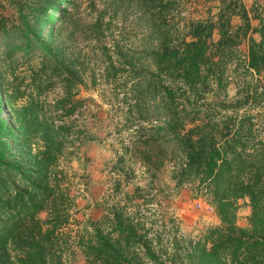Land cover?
Wrapping results in <instances>:
<instances>
[{"label":"trees","instance_id":"trees-1","mask_svg":"<svg viewBox=\"0 0 264 264\" xmlns=\"http://www.w3.org/2000/svg\"><path fill=\"white\" fill-rule=\"evenodd\" d=\"M70 1L0 0V264H264V0H99L67 16ZM130 9L151 38L142 53ZM82 88L143 101L139 124L154 138L153 156L137 153L152 180L123 190L118 155L119 198L85 221L70 165L94 138ZM166 159L175 187L203 186L219 225L181 234L152 182Z\"/></svg>","mask_w":264,"mask_h":264},{"label":"rangeland","instance_id":"rangeland-1","mask_svg":"<svg viewBox=\"0 0 264 264\" xmlns=\"http://www.w3.org/2000/svg\"><path fill=\"white\" fill-rule=\"evenodd\" d=\"M196 1L188 0L191 3ZM245 1L248 5L251 3V0ZM98 2L99 0H71L67 16L75 14L77 11L81 15H88L94 7L99 5ZM62 5L61 3L59 7ZM5 6L7 14H10V8L6 3ZM55 14H58V12ZM127 14L125 24L129 43L134 50L142 53V50L147 49L146 46H151L149 31L147 27L138 22V13L130 9ZM2 54L1 49L0 57ZM144 62L145 64L148 63ZM3 66H5L3 58H0V68ZM148 66L151 68L150 65ZM20 70H23L22 67L16 69V72L14 71L15 76H18ZM227 91L229 96H232L235 91L234 86L229 85ZM47 96L48 100H55L61 96L60 87L49 89ZM79 96L85 99L83 108H90V111H92L89 112L86 123L90 134L94 135V138L82 144L79 158L73 159L70 164L75 173L74 193L78 206L76 217L80 221H85L90 218H98L104 204H112L119 198L113 189L117 175L112 172V166H114L118 155L121 156L122 166L129 172V181L122 182L123 190L132 191L135 185L144 187L152 180L146 172H142L146 170V167L143 168L142 161L137 153L147 151L153 156L154 138L147 136L150 133L149 121L141 126L139 124L142 119L137 113L135 104L140 103L141 107L146 108L143 101L136 102L130 98V95L120 97L122 99L119 101L103 100L100 97V92L92 88H82ZM147 104L150 108V104H153V102L150 101ZM152 123H154V120H152ZM143 136H147L149 143L144 144L142 142ZM172 164L173 162L169 159L159 164V169L156 171L157 176L153 178L152 182L156 187L164 190V194H166L165 202H167L164 210L168 212V216L170 213L177 218L181 234L185 236L196 235L206 227L219 225L218 216L214 207L209 203L203 186L190 181L175 187V181L171 173ZM131 172H134V174L132 175ZM238 204L237 224L244 226L250 213V207L246 200H239ZM149 206L152 209L156 208L155 203ZM152 209L150 213H154ZM150 213H146V216L154 219L156 215ZM73 264H83L81 256L77 255L75 261L73 260Z\"/></svg>","mask_w":264,"mask_h":264},{"label":"built area","instance_id":"built-area-1","mask_svg":"<svg viewBox=\"0 0 264 264\" xmlns=\"http://www.w3.org/2000/svg\"><path fill=\"white\" fill-rule=\"evenodd\" d=\"M199 206V205H198ZM212 209V208H211Z\"/></svg>","mask_w":264,"mask_h":264}]
</instances>
